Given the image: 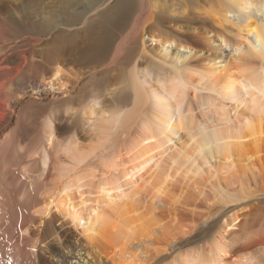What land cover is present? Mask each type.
I'll list each match as a JSON object with an SVG mask.
<instances>
[{
  "label": "bare ground",
  "instance_id": "bare-ground-1",
  "mask_svg": "<svg viewBox=\"0 0 264 264\" xmlns=\"http://www.w3.org/2000/svg\"><path fill=\"white\" fill-rule=\"evenodd\" d=\"M260 192L264 0H0V264H252L226 210Z\"/></svg>",
  "mask_w": 264,
  "mask_h": 264
},
{
  "label": "rangeland",
  "instance_id": "rangeland-1",
  "mask_svg": "<svg viewBox=\"0 0 264 264\" xmlns=\"http://www.w3.org/2000/svg\"><path fill=\"white\" fill-rule=\"evenodd\" d=\"M117 24L115 23H110V22H106V21H101L97 24V28H96V34H103V33H110L115 29V26ZM83 41V42H82ZM91 41L90 40H84L82 39L81 42H78L76 45V56H81L82 55V51L84 50L83 47L89 45ZM119 71V70H118ZM113 72V73H109V74H105V77H102L104 80L107 79L105 81V83H102L101 80H103L102 78H97L95 80L89 81L90 83H85L83 87H81L80 89V93L85 92L86 95L87 93L90 92L89 95L92 94V92H96V90L98 89V93L99 95L100 92L105 93V90L108 88L107 86H111L114 85V83L116 85H118V87H121L122 85H119V83L121 82L120 79V72ZM103 80V82H104ZM112 82V83H111ZM94 83V84H93ZM94 85V87H93ZM98 85V86H96ZM82 86V85H81ZM105 86L103 88V91H101L102 87ZM95 87H98L97 89ZM83 88V90H82ZM96 89V90H95ZM82 90V91H81ZM91 90V91H90ZM79 93V94H80ZM82 95V94H81ZM80 95V97H81ZM84 93L82 95L81 98H84L86 96ZM84 96V97H83ZM87 96V97H88ZM57 104V103H56ZM44 105L42 107V110L40 108H38L39 113L38 116H41V114H43V112L48 113V110H52V111H56L57 115L59 117H62L63 120L67 119H74L76 118L78 115L77 113L72 114V116L70 117L68 113H64L65 111L64 108L62 107H58L57 105ZM45 107V108H44ZM44 108V109H43ZM55 108V109H54ZM61 110V111H60ZM42 111V112H41ZM63 111V112H62ZM81 126V125H80ZM79 136H82L83 138H88V126L87 125H82L81 129H79ZM84 132V133H83ZM87 144V142H86ZM98 158L93 159L92 161H98ZM112 173H117L116 171H112ZM97 178H100L102 175H104L105 173L102 171H98L97 173ZM83 189L85 191H87L86 186H82ZM81 187V188H82ZM260 194V195H259ZM260 198L256 199V198H251L246 200V202L244 201L237 204V205H231L227 210V216L228 215H235L238 217V222L237 224L234 226V228H232L231 230H229V232L226 234L227 236V240L229 241V244L231 246V252L228 255V260L229 261H233V262H237V259L242 255V254H248L251 255L250 257L252 258V264H264V256H260L262 254V251L264 249V192H260L257 194ZM262 196V197H261ZM207 205L212 207L211 201L209 203H207ZM206 206H201V208L199 207L197 209L198 212H206L208 209H206ZM245 209V210H243ZM186 211H190L192 210V207H188L185 209ZM197 227L194 229V231H192L188 237H184L181 238L179 240V244L180 246H191V245H203L206 241H208V233L211 232V230L213 229V221L209 222L207 224H202V221H199L196 223ZM54 227L62 232L65 231L64 235L67 233L66 236V240L68 242H70L69 244H73L74 242V237L76 236V234H78V232H76L73 228H71L69 225H64V228H60V222L55 223ZM72 236V237H71ZM204 239V240H203ZM50 243L52 244V246H54V248L56 249V251H58L59 254L62 255H66L67 251L64 249L65 245H64V239L61 237H57V238H50L49 239ZM188 242V243H187ZM187 244V245H186ZM190 244V245H189ZM260 250V251H259ZM170 252L162 254L161 256H159V258H162L164 256H169ZM43 257H45L47 259L48 262V256L45 254H43ZM74 262V261H73ZM74 264V263H73Z\"/></svg>",
  "mask_w": 264,
  "mask_h": 264
},
{
  "label": "snow or ice",
  "instance_id": "snow-or-ice-1",
  "mask_svg": "<svg viewBox=\"0 0 264 264\" xmlns=\"http://www.w3.org/2000/svg\"><path fill=\"white\" fill-rule=\"evenodd\" d=\"M257 43H259V41H257Z\"/></svg>",
  "mask_w": 264,
  "mask_h": 264
}]
</instances>
